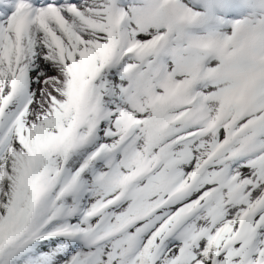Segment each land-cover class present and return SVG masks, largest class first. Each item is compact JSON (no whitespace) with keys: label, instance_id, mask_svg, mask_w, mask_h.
<instances>
[{"label":"rangeland","instance_id":"374dc122","mask_svg":"<svg viewBox=\"0 0 264 264\" xmlns=\"http://www.w3.org/2000/svg\"><path fill=\"white\" fill-rule=\"evenodd\" d=\"M95 1V4H93V0H89L86 3L81 2L79 10L77 11L69 12V10H66L68 12V19L67 21H61L60 25L55 24L54 21H51L50 19L49 21H47L48 19L46 21H42L43 18L41 19L39 12L36 13V19L32 21L33 23L30 28L24 31L22 38L25 37L27 39V43L30 47L32 46V49L37 48L39 53L41 52L40 54L42 55V58H48V53L44 50V47H41L33 42L35 36L40 38V35H44L43 40H49L54 45H56L54 40H61L60 43H65L62 46V51H60V57L58 56L61 59L62 64L63 61H69V56L73 51L77 50L76 54H78L81 49H87L92 53V57L96 65H98V67L102 66L106 61L102 47H105L109 43V39L113 33L117 34L122 31L114 28L108 21L109 11L113 5L111 0ZM182 4L186 7L184 2H182ZM145 6L128 2L125 7L132 13L133 16V14H139L148 8L147 5ZM45 8V13H49L47 7ZM151 8L152 15L146 25H141L138 17L134 15V19L126 26L134 37L148 38L155 32L165 30L171 33L174 32L176 23L172 20L167 8L159 4L158 1L154 2L151 5ZM8 33L10 35L9 38L12 37V42H6L4 44V50L0 55V75H2L5 79V81L0 80V105L2 87L13 85V79L18 76L21 71H23L22 68L24 64L22 61L25 58L24 56L20 63V56H15L16 53H11V50L19 52L23 47H21V44H15L14 37L16 34L14 31H10ZM52 37H54V40ZM83 40L85 43H82ZM9 49L11 50L8 51ZM32 54L39 59L36 51H33ZM187 58L194 60V56L190 52H184L183 57L180 60L170 62V71L176 77H186L192 71L191 66L188 70L185 68L183 71L177 69L184 66L183 60ZM7 60L11 62L9 66L5 65ZM129 62L130 61L127 63ZM14 64L15 66H13ZM67 65L68 63L63 66V69L68 73V69L66 70ZM37 66L40 65L37 63ZM39 69L41 70L40 67ZM30 71L33 72V68H30ZM37 71L38 69L36 72ZM43 72L44 71H42V74L39 73L37 83H35L36 80H34V85L33 82H29L30 90H28V92L31 94V103L28 110L20 117L18 124H16V126H14L5 135V139L0 143V170H3L5 166H9L10 161L16 158L18 155L16 148L23 147L21 138L20 136L18 137V134L22 132L29 138L31 149L37 156H47L45 164H47L48 159L60 161L65 156L63 147L51 145L45 141V137L49 132H58L69 126L73 117L75 104H72L71 99H69L70 106L65 103L60 105L59 101L57 106L52 107L49 114L47 112V115L45 114L42 118H35V114H33V108L35 107L33 104L35 103L33 102H36L39 98L38 89H41L39 86L42 85V77L45 75ZM49 73L53 76L57 74L56 71H50ZM24 81L25 79L20 81L18 79L16 84H23ZM73 84L74 83H67L66 87L65 84H63L62 90H60L61 93L68 97L70 91H72L71 85ZM145 84L146 83H144L143 88L138 92L142 95L144 100L146 98L144 95ZM232 84L233 82L225 78L215 81L212 84L200 86L201 89L211 92L213 95L210 101L212 122L216 123L218 119L220 120L222 118V115L225 113L226 109H228L226 107H229V116L224 121L222 119L220 122L216 123L214 128H212L206 136L190 140L173 148L175 154H179L177 156L182 158L179 164L170 166L167 161H164L159 168V173L149 176L141 184L144 186L146 182L148 183L146 190L142 193V197L138 201H135V198H132L118 205L115 209H113L115 214L110 220L116 219L117 222L123 223L127 217L132 216L134 213L142 212V210L153 204V202L161 199L165 195L164 187L161 184V176L163 173H170L174 175L175 182L185 183L189 179L190 173L204 159V157H206L218 144L221 143V141H223L222 133L226 122L233 116L240 113L237 103L233 104L227 101L228 90H226L224 94H216L215 92L218 88L229 89ZM35 85H37V87ZM97 86L104 94V100L107 104H110L113 108L118 109L116 115L113 117L114 120L107 124L106 130H100L96 134L97 137L95 136V138L102 137V140H106L109 139V134L114 133L116 128L120 125L119 107L128 106L131 108L133 96L137 92L135 90L136 83L132 84L127 82L125 74H119L117 70L110 68L105 69ZM131 86L133 88L128 91V88ZM19 99L20 97H17V101H19ZM18 107L19 105H17V109ZM237 110L239 112L238 114H235V111ZM147 111L140 115L143 120V124L141 122L139 125V138L137 137L138 142L136 145V148L142 154L150 150L151 145L149 143L152 144V147L161 143L163 141L162 135L164 133V127L160 124L158 117L155 115L156 111L149 108ZM149 112L151 114H149ZM245 120L246 119L241 120L239 124L241 125ZM9 121L10 119H5V124H8ZM122 122L123 121L121 120V123ZM180 125L183 126V123H180ZM7 126L8 125H4L0 134L4 135V133H6L8 128ZM110 137H113V135ZM238 139L239 140L233 141L229 147L225 149V152L222 154L224 160L218 166L211 167L206 171L201 178L199 185L191 191L189 196L190 199L187 203L194 205L196 199L202 195L203 191L212 185L211 176L217 167L220 166L225 167L231 173L230 175H236V183L241 184L244 189L237 195L236 198L230 196L231 188H228L219 193V198L215 200H208V202L200 208L199 211H202L196 217L192 218L191 223H189L187 229L188 234L185 238V245L180 243L176 244L172 237H165L164 240L167 246V252L162 262L159 260L156 264H165L166 262L173 261L179 254H182V264H199V262L203 264H210L213 253L220 247V245H222L225 237L231 235L236 230L241 212L247 209L253 203L256 196L264 190V155L262 160L256 166H247L245 161L241 159L239 153H237L240 146L244 142V137H240ZM41 141L45 142V144H41ZM112 141L115 142L116 140H110V142ZM85 153L86 150L84 148L75 150L73 157L70 159L69 167L74 169L77 166L76 169H79L82 164L81 160L84 159ZM185 153H187V155H185ZM80 158L82 159L80 160ZM117 158L119 159V156H117ZM95 162L97 164H104L105 167L108 165L107 162H100L96 159ZM30 169L27 171L28 182ZM128 169V167H124V169H122V165H120V175L123 176ZM99 190L102 195H107L112 192V189L108 187H99ZM248 191L250 194L248 197L244 198V194L246 192L248 193ZM219 203H223L225 205L221 208H217ZM221 212H224L223 215H221ZM176 215L175 208H169L153 218L152 226L147 224L138 225L129 233L125 232L124 235L117 240H112L109 243L101 245L99 248L95 247L96 250H94L91 255L85 256L82 261L75 264H134L140 248H147L148 251H152L158 240L166 233L169 225L172 224ZM110 216L111 215L109 213H105L100 216L97 221L92 223L93 227H98L101 221L104 222L105 218ZM229 226L230 230L226 232ZM258 230L260 231L259 234L263 238L264 246V226L260 225ZM7 234L8 231L6 229H2L0 231V239L4 238ZM134 239H136V241ZM68 247L70 251H73L74 247L72 244L68 245ZM230 248L231 249L228 254H231L236 250V247ZM62 250H65L64 246L62 247Z\"/></svg>","mask_w":264,"mask_h":264},{"label":"bare ground","instance_id":"6f19581e","mask_svg":"<svg viewBox=\"0 0 264 264\" xmlns=\"http://www.w3.org/2000/svg\"><path fill=\"white\" fill-rule=\"evenodd\" d=\"M35 3H38L39 0H33ZM51 1V0H50ZM89 0H83L82 2L86 3ZM95 0H93V4H95ZM47 3V1H41L38 4V10H39V15L41 19L43 18L42 21H46L47 19L54 21L55 24H61V20L56 16L51 13H45V6L43 4ZM76 8L75 10H77ZM152 8H146L144 11H142L139 14H133L136 17H138L139 22L141 25H146L149 21V18L152 15ZM37 8L34 10V12H38ZM74 11V10H73ZM30 14H28L27 19L29 18ZM134 19V18H132ZM212 21V18L210 16H207V21L205 24H210ZM18 23V22H17ZM214 24V22H213ZM30 25V23H29ZM27 25V27L29 26ZM255 25L258 28H261L264 26V18H260L256 20ZM31 26V25H30ZM26 27V28H27ZM30 28V27H29ZM46 29V28H44ZM124 29H127L124 27ZM223 33H226V42L228 45V49L234 53V55L230 58H227L224 60V62H232V69L230 72L233 74V78L230 79L233 84L230 86L229 89L227 88H218L215 90L216 94H224L226 90H228L227 94V101L230 102H238L240 104L241 112L243 115L245 114H250L254 113L255 117L251 120H248L245 122L242 128L237 129V119L238 117L232 118L229 123H227L226 131L228 133L232 132L235 134V136H241L244 135L245 132L251 131L253 132V135L249 138H247V143L245 146L242 147L241 153L246 156V159L250 158L251 160H259L261 159L262 153H264V143L260 140L261 135L264 133V63L259 62L257 59H255L253 56L249 54V52L244 48L243 46V39L245 36V33L243 32L242 29L237 28L236 31L232 29V25L226 26L225 28L220 29ZM5 37V40L3 41ZM4 37L0 40V55L2 54V51L4 50V44L6 42H12V37H10L9 33L7 36L4 35ZM24 38V39H23ZM14 37L15 44H21V48L19 52H14V50L9 49L8 51L11 50V53H16L15 56H20V63L21 59L25 56L23 59V68L18 76H16L13 79V85H8V86H3L1 89V101L4 100L7 94L10 96L17 97V95L21 94V91L26 92L27 90H30L28 87L29 82H33L34 85V80H36L35 83H37L39 79V73L45 74L42 78L41 82V89H38V95L39 98L37 99L36 102H33V114H35V118L40 119L42 118L45 114L47 115L51 112L52 107L57 106L58 102L60 101V105L65 103L69 105V98L65 96L64 94L61 93L60 90H62L63 84H72V87L77 88V83L82 79L87 77L88 75H94L90 73L87 69L84 68L82 70L81 74H76L74 77L69 71H65L63 69V66L67 62V60L63 64L61 63L60 57V51H62V46L65 44L64 42L60 43V41L53 40L56 43L54 45L52 42L49 40L44 41V35H40V38L38 36H35L33 39V42L36 43L37 45H40L41 47H44V50L48 53V58H42V55L39 53L37 48H33L32 46L27 43V39L25 37ZM146 39V38H143ZM82 43H85L83 40ZM85 45V44H84ZM40 47V48H41ZM39 48V49H40ZM87 50V49H86ZM33 51H36L38 53L39 59L32 54ZM188 52H191L194 55V61L196 60L197 62H203L205 58H207L206 52H201L199 50H196L194 48L188 47L187 48ZM74 54V53H73ZM72 54V55H73ZM76 55V54H75ZM59 56V57H58ZM71 56V55H70ZM69 56V57H70ZM90 58L88 57L86 60L89 64L92 65V61L90 59L92 58V53H89ZM181 55L177 59H179ZM89 59V60H88ZM11 60V59H10ZM39 61V62H38ZM38 63L40 66H36L33 72L30 71V68L33 66V64ZM94 62V61H93ZM187 64L189 63V60L186 61ZM192 63V62H191ZM11 62L7 60V63L5 64L6 66H9ZM28 64V65H27ZM60 67H59V66ZM190 65V64H189ZM15 66V64L13 65ZM41 68V70L39 69ZM75 68V66H74ZM38 71L36 72V70ZM66 66V70H67ZM78 69H80L78 67ZM62 70V71H61ZM50 71H56L57 74L55 76L50 75ZM218 70H215V73H217ZM94 73L96 71L94 70ZM217 76V75H215ZM25 79L24 83L18 85L16 84L17 81ZM0 80L5 81L4 77L0 75ZM142 82V81H141ZM37 87V85H35ZM140 86V84L138 85ZM58 87V88H56ZM59 89V90H58ZM81 95L80 89L77 91V96L79 97ZM213 96V95H212ZM2 105V111L3 115L5 117L10 116L12 113L15 111V101H5ZM172 102L167 99L164 104L161 106H155L159 111H167L171 106ZM70 106V105H69ZM50 109V110H49ZM184 115L180 118V120L184 121ZM34 120V119H32ZM187 120H185L186 122ZM222 137L223 134H222ZM226 140H224L225 142ZM66 145V143L63 144V146ZM257 147L256 149L254 147ZM70 150L67 149L65 153L67 155H70L71 152H68ZM31 179L32 176L30 175ZM259 180V179H258ZM257 180V181H258ZM32 183V182H31ZM263 199H264V190L259 193L256 198L254 199L252 206H251V211L255 212V216L260 217L261 215L259 214V211L257 209L261 208L263 206ZM39 200V199H37ZM243 216V215H242ZM241 216V217H242ZM242 220V219H241ZM242 222V221H241ZM77 230H73L69 235H76ZM250 234H254L253 230L250 229ZM233 236V235H232ZM232 236H227L229 239ZM236 237V234L233 236ZM226 238V239H227ZM259 264H264V259H261L259 261Z\"/></svg>","mask_w":264,"mask_h":264},{"label":"trees","instance_id":"16d2710c","mask_svg":"<svg viewBox=\"0 0 264 264\" xmlns=\"http://www.w3.org/2000/svg\"><path fill=\"white\" fill-rule=\"evenodd\" d=\"M28 154L23 153L10 161L9 166L3 168L0 173V224H5L13 219L11 208L19 205L18 194L23 191V168L22 163L27 160ZM26 202V201H24ZM26 207V206H25ZM53 246V243H42L39 245L40 250H46ZM37 256V253H35ZM53 256V255H52ZM47 257H51L48 254ZM38 258L44 260L45 257L38 255ZM59 260V257H53L52 261Z\"/></svg>","mask_w":264,"mask_h":264}]
</instances>
